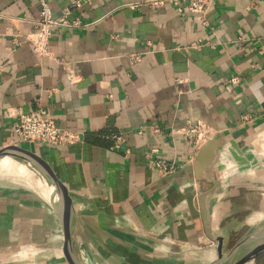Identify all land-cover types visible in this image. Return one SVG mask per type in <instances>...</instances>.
I'll return each mask as SVG.
<instances>
[{
    "label": "crops",
    "instance_id": "obj_1",
    "mask_svg": "<svg viewBox=\"0 0 264 264\" xmlns=\"http://www.w3.org/2000/svg\"><path fill=\"white\" fill-rule=\"evenodd\" d=\"M42 1L56 18L75 0H0V162L34 163L54 175L99 264H210L218 246L227 253L243 240L250 245L264 226V159L242 144L264 134V0H215L213 29L172 4L134 10L139 0H92L72 14L85 26L54 29L51 56L41 58L29 43L15 46L13 35L37 28ZM197 42L206 46L189 49ZM61 62L71 65L73 82ZM232 77L239 82L228 84ZM39 109L82 143L12 141L8 112ZM198 120L227 140L212 172L218 184L183 178L156 187L165 177L148 167L147 152L192 165V145L173 132ZM110 132L125 136L129 154L110 149ZM11 179L0 183L33 189ZM19 195L0 188V264H77L52 210ZM45 217L47 240L36 223ZM24 236L32 241H15Z\"/></svg>",
    "mask_w": 264,
    "mask_h": 264
},
{
    "label": "built area",
    "instance_id": "obj_2",
    "mask_svg": "<svg viewBox=\"0 0 264 264\" xmlns=\"http://www.w3.org/2000/svg\"><path fill=\"white\" fill-rule=\"evenodd\" d=\"M215 0H139L137 3L131 4L132 9L147 7L152 10H161L168 4L175 6L177 12L181 15L193 16L203 26L211 27L208 21V14ZM92 0H75L70 6L63 9L59 17H53L48 4L41 2L40 17L36 21L37 28L27 34L20 33L13 35V44L20 46L22 42L29 43L33 47L36 54L43 57H50L49 42L56 28L78 29L85 26L80 18H73L72 14L75 10L82 9L86 4H90ZM213 29V27H211ZM209 46H212L208 44ZM206 44L197 42L192 44L189 49L201 50ZM134 62L139 57L132 58ZM66 76L70 82L76 78L74 70L68 62H61ZM5 65L0 63V74L3 73ZM228 84H237L238 77H232ZM8 118L12 119L11 140H19L21 143L43 144L49 146H71L82 143L81 134L79 132L66 130L58 127L55 122L48 116L44 109L35 112L25 113L22 110L8 112ZM247 119V118H245ZM174 135H180L184 140L189 142L193 147L194 156L197 155L202 146L213 136L212 129L201 120L187 121L179 130L173 132ZM104 138L111 142L110 149L114 152L129 154L130 150L126 147V138L121 133L110 132L104 135ZM157 151H149L146 154L148 167L157 171L162 177H167L176 173L181 167L173 161H167L162 158L155 157Z\"/></svg>",
    "mask_w": 264,
    "mask_h": 264
},
{
    "label": "water",
    "instance_id": "obj_3",
    "mask_svg": "<svg viewBox=\"0 0 264 264\" xmlns=\"http://www.w3.org/2000/svg\"><path fill=\"white\" fill-rule=\"evenodd\" d=\"M261 142L264 143V137ZM226 143L227 140L223 133L212 136L199 150L192 165L160 180L156 187L183 178H187L190 181L195 180L196 182L205 181L216 186L218 182L212 172L222 160L220 151ZM245 149V152L257 154L264 159V152H258L252 147ZM15 176L29 179L38 187L42 193L43 200L59 220L65 243L77 264H99L89 248L82 231L79 229L77 215L69 194L54 175L48 169L34 163L0 162V179H9ZM206 195V193L200 195L199 204L205 228L207 229L210 226V215L206 205ZM247 240L239 242L227 253L223 252L222 246H218L219 255L210 264H247L253 260L264 252V226L254 235L250 245L246 243Z\"/></svg>",
    "mask_w": 264,
    "mask_h": 264
},
{
    "label": "rangeland",
    "instance_id": "obj_4",
    "mask_svg": "<svg viewBox=\"0 0 264 264\" xmlns=\"http://www.w3.org/2000/svg\"><path fill=\"white\" fill-rule=\"evenodd\" d=\"M251 135L252 136H249L247 138V142H243L242 146H248L249 145V146L255 147L257 149V151H259V152H264V143L261 142L262 138L264 137V134L262 136L255 135V134H251ZM0 188L2 190H4V192L5 191L9 192V193L10 192H17L18 194H20L19 196H21L23 199H26L27 203H29V206H31L32 203H34V202H36V200H38L40 202H44L45 208L50 209V207L45 203V201L43 200V198L39 194L35 193L32 190L26 189L25 187L12 186V185H9V182H4V183H0ZM18 201H20V200H18ZM54 216L56 217V215H54ZM36 223L40 224V226H38V228L40 229L39 233L44 236V240L49 239V237L51 235L53 236L52 231H50L51 230L50 228L52 226L50 224V219H47V217H45L44 221L40 219L39 222H36ZM42 224H44V225H42ZM32 233L35 234L36 232H31V234ZM60 239H61L60 240L61 243H65L62 229H61V238ZM15 241L19 242L21 244L22 242H28V241L31 242L32 239L31 238L27 239L24 236V237H16Z\"/></svg>",
    "mask_w": 264,
    "mask_h": 264
},
{
    "label": "bare ground",
    "instance_id": "obj_5",
    "mask_svg": "<svg viewBox=\"0 0 264 264\" xmlns=\"http://www.w3.org/2000/svg\"><path fill=\"white\" fill-rule=\"evenodd\" d=\"M11 180H20V181H23L26 184L31 185L33 187V189L32 188H28V187H25V188L34 191L35 193L39 194L43 198L42 193L40 192V190L38 189V187L33 182H31L29 179H26V178L24 179V178H22L20 176H15V177H12ZM9 185L19 186V185H13V184H9ZM18 257L19 258L27 257L26 252L20 253Z\"/></svg>",
    "mask_w": 264,
    "mask_h": 264
},
{
    "label": "flooded vegetation",
    "instance_id": "obj_6",
    "mask_svg": "<svg viewBox=\"0 0 264 264\" xmlns=\"http://www.w3.org/2000/svg\"><path fill=\"white\" fill-rule=\"evenodd\" d=\"M253 260L255 264H264V252L256 256Z\"/></svg>",
    "mask_w": 264,
    "mask_h": 264
}]
</instances>
